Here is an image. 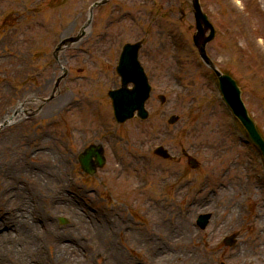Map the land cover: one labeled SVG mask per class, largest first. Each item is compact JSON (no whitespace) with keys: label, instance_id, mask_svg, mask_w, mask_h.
I'll list each match as a JSON object with an SVG mask.
<instances>
[{"label":"rangeland","instance_id":"obj_1","mask_svg":"<svg viewBox=\"0 0 264 264\" xmlns=\"http://www.w3.org/2000/svg\"><path fill=\"white\" fill-rule=\"evenodd\" d=\"M92 1L0 0V120L18 107L27 110L23 120L15 119L6 129H0V163L9 161L12 155L24 156V150L38 146L37 162L44 171L51 151L55 150L63 161L70 154L69 149L78 152L96 136L106 145L108 165L98 178L72 186L68 185L62 166L63 191H74L78 198H84L85 209L93 217L115 216L120 221L123 228L116 232L115 240L121 242L116 246L130 264H151L147 240L158 241L160 235L148 231L158 225L155 211L172 208L183 216L186 207L192 209L190 217L196 232L191 245L198 248L197 256L206 264H264L263 236L259 220L255 219L264 212V185L256 177L262 170L257 157L231 130L228 114L215 96L209 80L211 70L201 64L193 44L194 19L186 0H113L96 11L94 30L99 38L65 49L59 60H54L56 45L65 36L78 32ZM202 1L218 25L208 53L220 69L238 81L244 102L264 135V0ZM161 6L168 9L162 15L166 17L158 21L154 11ZM144 9L153 12L152 24L145 20ZM123 12L136 18H122ZM139 22L143 23L142 28ZM144 26L150 34L140 57L153 86L146 104L150 117L116 125L107 91L119 85L116 67L122 46L142 39ZM92 50H96L94 54L90 53ZM62 66L72 69L71 77L77 75L74 69L83 68L82 74L87 77L63 81L61 95L42 109L45 112L35 115L38 104L32 100L51 93L53 84L47 78L60 74ZM161 94L166 96L164 103L159 99ZM98 107L104 111L103 116ZM173 114L181 118L176 124H169L168 118ZM159 144L169 149L174 161L163 160L154 153ZM129 149L139 160L129 155ZM149 152L151 157L142 156ZM185 153L198 161L197 169L188 163ZM145 169L152 184L147 194H138L135 184L144 178ZM45 178L41 176V186L48 192L50 182ZM244 196L250 198L248 203L243 202ZM200 200L205 201L198 208ZM61 212L58 208L51 215L52 226L68 239V226L58 225ZM207 213L212 215L210 223L200 230L197 217ZM41 216L46 219L44 213ZM181 221L179 215L170 219L173 227ZM49 224L43 220L39 230V238L46 243L43 259L40 257L33 264H64L43 233L52 228ZM235 230L241 234L235 236L234 246L221 243L222 236ZM14 236L19 238L20 233L14 232ZM108 242L100 256L95 245L83 238L75 264H83V250L92 255L90 264H115L108 249L113 244L111 237Z\"/></svg>","mask_w":264,"mask_h":264},{"label":"bare ground","instance_id":"obj_2","mask_svg":"<svg viewBox=\"0 0 264 264\" xmlns=\"http://www.w3.org/2000/svg\"><path fill=\"white\" fill-rule=\"evenodd\" d=\"M12 162L13 168L18 171L21 170L26 176L32 177L36 173L35 170H29L30 166L26 159L18 161L19 163L16 161ZM61 166V162L55 161L54 168L52 167L53 175H58ZM31 168L33 169L34 167ZM52 181L54 180H49L51 183L48 186L50 203L45 204L47 211L45 212L46 220L52 219L51 215L56 213L58 208L59 211H62L61 214L66 215L70 220V225L66 228L69 234L68 239H66L63 231L59 230L58 232V229L54 228L52 223L49 224L52 228H50L46 236L54 246L56 257L62 260L64 264H75L79 259L78 245L83 238L94 244L96 251L105 253L106 245L109 243L107 239L110 236V233H106L108 230L98 225L99 231H95L89 221L79 214L71 200L62 193L60 186ZM37 188L45 194L48 193L39 184ZM9 193L11 195L7 199V203L0 202V208L6 209L7 212L5 219H0V264H33L32 262L39 260L42 257L41 254H43L35 239L37 234H39L40 226L36 221L28 218L29 198L20 188L13 186ZM42 196L44 197L45 195L42 194ZM203 201L205 200L198 201L196 207L201 208ZM184 210L186 213L183 216L181 212L172 208L155 211L157 214L155 215V220L158 225L149 227L148 231L155 232L156 236L160 234L159 240H147V246L153 249V264H206V260L203 261L200 257L198 258L197 253L200 252L198 248L191 245L194 239L192 234L193 220L190 217L192 209L189 211V208L186 207ZM174 215L182 217V221L176 227H173L170 222ZM261 226L263 231L262 247L264 250V217L261 218ZM14 231L20 233L19 238L14 236ZM176 232L178 234L174 236ZM103 238L104 240H102ZM66 241H70V243L66 244ZM109 247L108 249L116 258L114 259L115 264H119V258L117 257L122 255V252L115 246L109 245ZM60 256H64L65 259H61ZM83 264H85L84 261Z\"/></svg>","mask_w":264,"mask_h":264},{"label":"water","instance_id":"obj_3","mask_svg":"<svg viewBox=\"0 0 264 264\" xmlns=\"http://www.w3.org/2000/svg\"><path fill=\"white\" fill-rule=\"evenodd\" d=\"M192 7L199 30L195 36V42L198 45L203 58L207 63L211 64L205 53V46L206 43L213 38L214 33L211 32L209 36H206V32L208 31V28H210V24L208 22L207 16L203 13L200 7L199 1L192 0ZM137 47L138 46L136 45H129L126 47L118 68L124 77L125 85L130 81L135 83L134 89H120L113 95L116 113L122 118V120L131 117L135 110H139V113L142 117L147 115V113L144 111L143 104L145 99L148 97L149 86L146 84L145 77L143 76L142 70L137 62ZM220 79L225 98L235 109L236 114L248 130L250 137L261 147L264 153V141L259 135L254 122L247 115V112L240 99V90L237 87L235 81L227 75H221ZM92 155L98 156L95 149L93 148L86 152V160H83L84 164H87V159H90Z\"/></svg>","mask_w":264,"mask_h":264}]
</instances>
